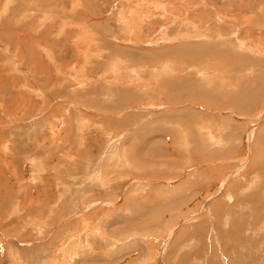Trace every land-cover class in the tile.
I'll use <instances>...</instances> for the list:
<instances>
[{
  "label": "rangeland",
  "instance_id": "obj_1",
  "mask_svg": "<svg viewBox=\"0 0 264 264\" xmlns=\"http://www.w3.org/2000/svg\"><path fill=\"white\" fill-rule=\"evenodd\" d=\"M0 264H264V0H0Z\"/></svg>",
  "mask_w": 264,
  "mask_h": 264
}]
</instances>
